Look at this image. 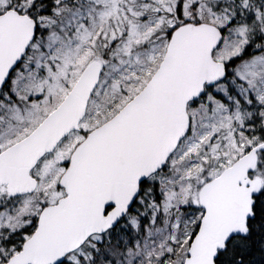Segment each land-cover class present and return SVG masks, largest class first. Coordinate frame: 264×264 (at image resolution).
Here are the masks:
<instances>
[{"label":"snow or ice","instance_id":"6c2138e0","mask_svg":"<svg viewBox=\"0 0 264 264\" xmlns=\"http://www.w3.org/2000/svg\"><path fill=\"white\" fill-rule=\"evenodd\" d=\"M0 264H264V0H0Z\"/></svg>","mask_w":264,"mask_h":264}]
</instances>
